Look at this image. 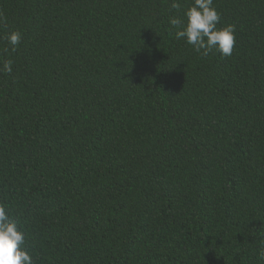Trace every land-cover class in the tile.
<instances>
[{
	"label": "trees",
	"instance_id": "obj_1",
	"mask_svg": "<svg viewBox=\"0 0 264 264\" xmlns=\"http://www.w3.org/2000/svg\"><path fill=\"white\" fill-rule=\"evenodd\" d=\"M192 2L0 0V206L33 264H264V0H213L230 56L176 38Z\"/></svg>",
	"mask_w": 264,
	"mask_h": 264
},
{
	"label": "clouds",
	"instance_id": "obj_2",
	"mask_svg": "<svg viewBox=\"0 0 264 264\" xmlns=\"http://www.w3.org/2000/svg\"><path fill=\"white\" fill-rule=\"evenodd\" d=\"M173 6L176 7L175 4ZM169 23L177 28L176 38L184 39L201 55L207 56L212 49L224 56L232 54L235 26H218L220 15L213 6V0H193L184 10L183 18L173 17ZM21 39L19 31L8 33L7 40L12 51L16 50ZM0 71L11 72L12 61H3ZM259 255L264 259V250ZM0 264H33L32 256L25 248V233L4 206H0Z\"/></svg>",
	"mask_w": 264,
	"mask_h": 264
}]
</instances>
